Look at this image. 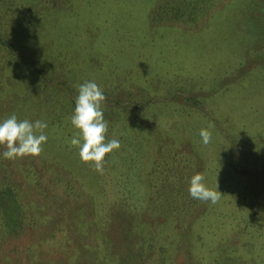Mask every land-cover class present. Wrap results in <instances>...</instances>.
<instances>
[{"label":"rangeland","instance_id":"374dc122","mask_svg":"<svg viewBox=\"0 0 264 264\" xmlns=\"http://www.w3.org/2000/svg\"><path fill=\"white\" fill-rule=\"evenodd\" d=\"M164 1H0V63L17 64L0 71V119L16 113L48 123L38 156H0V264H264V231L251 232L263 223L257 216L264 198V0H170L167 19H157ZM42 66L60 80L46 81L50 99L53 88H65L68 104L76 97L69 88L78 94L79 84L95 80L106 97L104 117L105 108L127 115L106 134L119 135L120 143L106 154L103 170L94 169L104 193V179H113L102 207H92L82 188L86 179L75 176L89 172L90 164L70 144L77 130L67 105L56 107L54 117L20 109V98L42 87ZM201 101L214 106L216 117L197 111L204 118L199 122L194 113L185 115ZM122 103L135 108L133 119ZM177 107L185 111L176 114ZM201 128L212 131L209 144L201 142ZM204 171L207 186L223 188L217 209L224 225L202 235L196 224L205 212L199 223L206 226L213 206L196 202L188 187L190 177ZM67 181L82 198L68 194ZM243 193L254 195L236 208ZM19 194L35 205L29 214ZM125 208L139 216L136 247L137 234L123 233L131 242L120 244L117 228L96 234L91 220L94 215L101 223ZM34 214L38 221L31 223ZM161 229L165 240L157 243L153 236ZM172 232L177 240L171 244Z\"/></svg>","mask_w":264,"mask_h":264},{"label":"trees","instance_id":"16d2710c","mask_svg":"<svg viewBox=\"0 0 264 264\" xmlns=\"http://www.w3.org/2000/svg\"><path fill=\"white\" fill-rule=\"evenodd\" d=\"M168 1H170V0H165L164 1L166 4L162 5L163 9H157L155 11V15H154L155 18H157V19H167L165 10L168 7H172V5H173V3H171V4L167 3ZM202 2H203V0H200L197 3H202ZM181 3L188 5V1L187 0H182ZM10 9H11V6L6 11L9 12ZM11 48L13 50H15L16 52L18 51V49L15 48V47H11ZM15 63L16 62L11 63L10 69L9 68L8 69L5 68L0 63L1 64L0 71H2V72L4 71L5 73L7 71H14V69L17 68V64H15ZM47 69H49V68L48 67L46 68V66H42L41 67L42 79L39 80L38 85H41L42 87H39L33 93H32V91L31 92H26L20 98L19 103H20V109L23 111L22 113H26L27 112L26 110H29V111H31V116H33L34 115V111L38 110V111H40V114H44L46 116L49 115V116L54 117V116H58V113L56 114L57 109H58V111H64V107L67 105L65 107V114H67V115L72 114L73 110H74V107H75V99H73L70 103L67 104V97H66L65 88H63V89H57V88L55 89V88H53L52 89V94L54 96H53L52 99H50V97H49L50 94L48 95V90H49L50 87L48 86L46 81L52 80L54 83L59 85V81L60 80H56L54 78L56 72L52 74L49 70L47 71ZM65 83L66 82H64V84ZM49 85L53 86L52 83H50ZM69 89H70L69 92H68L69 94L74 95V96L77 95V94H75L73 87H71ZM56 90H58V92H56ZM43 97H45V98H43ZM47 98L51 102V107H49L48 110L46 108L45 109L43 108V105L45 106V103L48 102V101L46 102ZM56 107H57V109H56ZM129 107L132 108V106L130 104L125 105V106L123 105V103L121 104L122 110H124L125 112L129 113L130 114V119H133L134 116H135L136 111H135V108L130 109ZM186 108L189 109V113H186L185 115L188 116V117H192V118H194V115H195V120H197V121H199V120L201 122L204 121L203 117H201V116L196 114L197 111H203V113L205 115H208L209 117L210 116L211 117H216V112H215L214 106L212 104L207 103V102L204 104V106H203V101H201V102L198 103V105H191V106L188 105ZM105 110H106V118L105 119L109 122L108 132L106 134H109V131L112 129V127L115 124L119 123L118 116H120V115L127 116V115L123 114V113H120V112H117L114 109L109 111L108 109L105 108ZM180 110L185 111L184 108H182V107L178 108L177 107L176 110H175V113L180 111ZM107 113L110 114V117L107 116ZM191 113H194V115L191 114ZM129 127H130V124H129ZM131 131H132V129L130 127V132ZM69 135H70V132H69ZM235 159L237 161H240V162L242 161V159L240 160V156H236ZM88 164H90V167L88 168L89 172H81V173H79V171H78L77 173H75L76 175L75 174H73V175H75L76 178H77V174H78V178L82 179L83 181H84V178L86 179V183L84 184V187H82V188H83L85 193L90 195L89 201H91V203H92V200H93V203H94L93 205L94 206H92L91 204H89V205L92 206L93 208L97 209V207H102L103 204L107 203V196H108V193H109L108 189L111 187L110 185H111L113 179L109 178V177H106V179H104V182H105V185H106L105 192H107V193H104L103 191H101V188H102L103 184L102 183L99 184V181H100L99 173L94 170L95 169L94 167L91 169V165H92L91 162H89ZM234 165L236 166L237 163H234ZM235 166H233V163H232L231 165H229V168L234 171V167ZM203 173H204V175L206 177V180H207L208 172L206 173V171H204ZM91 174H93V175H91ZM129 176H130V174L128 175V177ZM241 179H242V177L240 176V180ZM206 180H205V182H206ZM232 180H234L236 182V184H237V185L235 184V186H234V187H236V191H241L240 187L238 185H241L243 183H241L240 180H236L235 177ZM209 185H208V187H209ZM64 187H66V189L69 191L68 194L70 196H72L74 199L79 200L80 198L83 197V195L80 194V193H83V192L80 189H76V187H74L71 184L70 181H67V183L65 184ZM213 188H215V187H213ZM220 190L223 191V188H220ZM88 192H90V193H88ZM252 195H254V194H252ZM252 195H249L248 193H243L242 194L243 197H241V198H239L237 200L236 208L241 207L244 203H247L250 200V196H252ZM259 197H261V200H262L263 203L259 207L260 208V212H262V213L260 215H258L257 217L259 219H261L263 221V223H262L261 227L258 230L252 229L251 232H254V233H257V234H262L263 231H264V210H262V209H264V198H263V195H260ZM194 200L196 202H198L199 199H194ZM18 201L21 204V207H22L23 211L26 214H29L33 209H35V205L32 206L29 203H26L24 201L23 197H21V194H19V196H18ZM157 201H159V200H157ZM124 204L128 205L127 203H124ZM218 204H220L219 200L215 204L212 203L213 213L211 214V220L208 221V219L210 217L203 219V220H205L207 222L206 226L203 223L201 225L199 223L202 220L203 214L205 212L202 214V218L198 219V222H197L196 226H197L198 230L201 231L202 235H205L206 232H208V231L212 232L213 229L217 230L216 225L218 223H220L221 225H224V221H222V219L220 217L221 215H220V212H219L221 210V208L217 209ZM119 209L113 210V215L110 213L108 218H107V220L106 221H101V223L97 220V218L94 215H92L91 220H93L95 222V224H96L95 225V233L97 234L98 231L100 233H103V231L104 232H112L113 233L115 231V229L117 228L116 234L119 235L118 243H119V240L123 237L122 236L123 233L131 234V235L137 234V237L132 242V245L134 247H136V245L139 244L141 242V240H142L141 234L139 233V228L141 226V224L138 223V217L139 216L134 212L133 209H131L132 212H130L128 210L129 208H125L123 210H119ZM208 211H209V208H208ZM37 217H38V215L34 214V220L33 219H29V221L31 223L33 221H38ZM111 218H112V221L110 220ZM115 218H117V221H118L117 224H116V221H115V223L113 222V220H115ZM150 218L155 222V225L157 227H159V223L156 221V217L152 216ZM187 219H188V215H187ZM66 223L68 224L69 221H66ZM71 226H73V224H71ZM71 229L73 230V228H71ZM170 230L172 231L173 229L172 228L169 229V227H165V231H167L168 233H170ZM75 231H77V228L74 230V232ZM141 232L143 234V231H141ZM163 232H164V229H161V230H159V232L156 235L153 236V239L156 240L155 242L159 243V242L165 240L163 235H159V233L162 234ZM158 236H161V237L157 239ZM168 236H170L171 239H172L171 242H170L169 239H167L171 244L173 243L174 240H177V239H174V238H177V237L174 236L173 232L171 234H168L167 238H168ZM130 238H131V236L128 239H121L120 240V244H128V243H130L131 242ZM132 249H133V247H132ZM134 252H135V250H134ZM131 253H133V251H131ZM135 256H137V255L134 254V257Z\"/></svg>","mask_w":264,"mask_h":264},{"label":"clouds","instance_id":"9594fccd","mask_svg":"<svg viewBox=\"0 0 264 264\" xmlns=\"http://www.w3.org/2000/svg\"><path fill=\"white\" fill-rule=\"evenodd\" d=\"M77 88L71 115V124L77 131L70 144L78 147L82 161L91 162L97 171H102L106 154L110 153L114 144L120 143L121 137L117 134L106 135L109 122L104 117L102 106L106 99L103 88L95 80H87ZM47 128V121L19 119L16 113L0 119V146L4 148L0 156L7 159L38 156L48 140ZM199 135L205 145L213 139L210 128H201ZM205 180L203 172L194 173L189 180L188 192L194 199L215 204L222 193L218 186L208 187Z\"/></svg>","mask_w":264,"mask_h":264}]
</instances>
